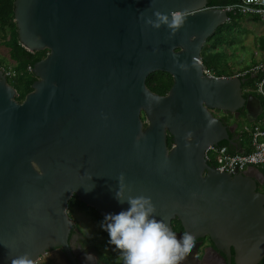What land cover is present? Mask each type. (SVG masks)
<instances>
[{
  "label": "water",
  "instance_id": "water-1",
  "mask_svg": "<svg viewBox=\"0 0 264 264\" xmlns=\"http://www.w3.org/2000/svg\"><path fill=\"white\" fill-rule=\"evenodd\" d=\"M13 13L21 45L48 52L22 101L0 69V264L25 253L34 264L55 246L70 254V198L103 219L118 213L128 207L115 198L121 174L125 197H150L157 218L173 231L179 221L178 236L195 235L188 260L209 249L223 263L258 264L264 174L205 158L222 141L238 146L236 123L212 110L229 118L245 108L248 120L262 110L243 95V77L208 75L201 63L227 11L207 0H14ZM157 13L181 23L155 27ZM156 71L173 78L164 95L146 85Z\"/></svg>",
  "mask_w": 264,
  "mask_h": 264
},
{
  "label": "clouds",
  "instance_id": "clouds-1",
  "mask_svg": "<svg viewBox=\"0 0 264 264\" xmlns=\"http://www.w3.org/2000/svg\"><path fill=\"white\" fill-rule=\"evenodd\" d=\"M157 16L158 21L147 22L155 27L160 26V21L169 22L173 26L181 23L179 13L171 20L167 14L157 13ZM122 180L123 174L118 179L115 198L121 204L126 202L128 207L118 213L106 214L100 223V227L108 233V243L120 250L123 264H182L195 246V235L185 231L178 236L163 219L157 218L150 197H125ZM33 262L34 258L27 253L11 259V264Z\"/></svg>",
  "mask_w": 264,
  "mask_h": 264
},
{
  "label": "trees",
  "instance_id": "trees-1",
  "mask_svg": "<svg viewBox=\"0 0 264 264\" xmlns=\"http://www.w3.org/2000/svg\"><path fill=\"white\" fill-rule=\"evenodd\" d=\"M234 2H236V0H207V5L226 6ZM13 10H14V0H0V43L2 46L6 47V49L8 50L9 59L14 63L13 66H9L5 64L6 67H11L15 71V75L11 78H8V82L16 89L18 93L17 99L19 101H22L24 96L32 90V84L36 80V77L32 73V70H29V67L33 68L34 64L39 60H41L42 58H44L48 51L41 50V51L31 52L21 45L17 34L16 24L14 21ZM228 16H229L228 20L223 25L218 27L214 32V34L211 35L206 40L201 51V63L203 64L204 68L216 73L218 76H222V75L232 76L235 72L231 68L228 69L224 66L226 60H224L223 63L221 64L223 59L220 57V53L218 52V48L220 47L221 43H220V38H218L219 36H216V33L218 31H221L226 26H227L226 28L228 29L229 28L228 24H230V22H232L235 19H240L241 17L244 16L257 20L255 17L251 15L240 14V13L234 14L232 12H229ZM0 63L4 64L5 60L0 58ZM250 67H251L250 64L245 65L241 70L245 71ZM244 79L246 81L244 83L243 88L250 87L251 90L249 92L243 93V95L247 96L248 94H253L258 97L255 91H253L256 77L247 74L244 76ZM172 83H173L172 76L166 72L156 71L150 73L146 78L147 87L151 91L160 95L166 94L170 89ZM167 144L168 147H171L172 145V138L170 135L167 136ZM219 145H225L228 147L230 151H233L226 141L220 142ZM208 163L211 166H214V163L212 161H208ZM262 172L264 174V168H262ZM84 206H86L89 210H91L92 213L100 221L103 220L100 214H98L92 207L82 203L76 195H73L68 203V209L81 208ZM173 223L181 227L178 220L173 221L172 224ZM101 237H106L107 241L109 239L108 233L102 228H101ZM108 245L110 249L109 252L114 256V257H112L111 255L109 257L107 256L108 259L111 261V263L123 264L122 257L120 263L117 260V257L120 256V250L115 248V246L110 243H108ZM111 259L114 261L112 262ZM259 264H264V258L261 260Z\"/></svg>",
  "mask_w": 264,
  "mask_h": 264
},
{
  "label": "built area",
  "instance_id": "built-area-1",
  "mask_svg": "<svg viewBox=\"0 0 264 264\" xmlns=\"http://www.w3.org/2000/svg\"><path fill=\"white\" fill-rule=\"evenodd\" d=\"M218 7L234 14H247L255 17L258 21L264 23V0H236L232 4L226 6H209ZM0 69L3 71L7 78H11L15 75V71L11 67H5L0 65ZM29 70L31 68L29 67ZM205 73L217 77H225L224 75L218 76L216 73L205 69ZM250 74L256 77L254 82V91L261 100L262 108L264 109V58L252 65L245 71L234 74L238 77H244ZM247 92V90H245ZM242 134H246L249 137V144L251 149L249 152H232L225 145L209 146L205 151V158L207 161H212L216 169H223L228 173H236L237 171H243L250 166L264 167V128L256 124H252L251 127L243 126L241 129Z\"/></svg>",
  "mask_w": 264,
  "mask_h": 264
},
{
  "label": "flooded vegetation",
  "instance_id": "flooded-vegetation-1",
  "mask_svg": "<svg viewBox=\"0 0 264 264\" xmlns=\"http://www.w3.org/2000/svg\"><path fill=\"white\" fill-rule=\"evenodd\" d=\"M212 113L215 116L222 118L225 122H228V124L236 123L237 126L235 132L237 133L239 131L238 120L246 116V109L241 108L238 117L231 115L229 118H226L222 111L216 109L212 110ZM261 186L262 184L258 183L257 191L264 193V190L262 189L263 187ZM67 212L69 217L74 222L73 228L71 229L68 238L70 254L68 252H64L63 250L62 252L61 247L59 246L51 247L42 256H40V258L34 264H112L107 257V252L109 251L108 241L106 237H101V221L92 212H90L86 206L77 209H68L67 206ZM81 212L83 213V216L94 223L95 228H97V231H99L98 236H95L96 243L94 239H90L89 237H87L79 228V223H81V221L78 216L74 215L76 213L80 214ZM173 228L174 231H179L182 229L181 227H179V225L174 223ZM200 241H202L204 244L211 245L207 238ZM186 257L182 261V264H229L227 261L225 263L220 262L219 258H216L214 255H212L209 249L207 250L206 259L204 260L190 261ZM261 260L259 261V263L261 262ZM231 264H234V262H231Z\"/></svg>",
  "mask_w": 264,
  "mask_h": 264
},
{
  "label": "rangeland",
  "instance_id": "rangeland-1",
  "mask_svg": "<svg viewBox=\"0 0 264 264\" xmlns=\"http://www.w3.org/2000/svg\"><path fill=\"white\" fill-rule=\"evenodd\" d=\"M227 25V23H226ZM229 28L224 27L221 31L216 33V36L220 38V47L218 48V52L220 53V57L224 60V66L226 68H231L234 72H242L241 70L245 65H251L252 62L256 60H260V50L259 43L260 39L257 36V31H260L263 27V24L255 19L244 16L240 19H235L230 24H228ZM0 58L5 60L3 65L5 64L9 66H13L14 63L9 59L8 50L6 47L2 46L0 43ZM253 64V63H252ZM254 121H250L247 117H242L238 120L239 130L243 128V126L251 127ZM264 190V184L261 186ZM77 209V208H76ZM92 212L91 210H89ZM74 216H78L81 223H79V228L83 231V233L89 237L90 239H94L96 243V237L98 236L97 228H95L94 223L91 222L88 218L83 216L81 212L76 213ZM100 230V229H99ZM96 234V235H95ZM99 247V246H98ZM110 250V249H109ZM114 257L109 251L107 252V256ZM112 260V259H111ZM118 262L121 261V256L117 257ZM114 260H112L113 262ZM113 264V263H112Z\"/></svg>",
  "mask_w": 264,
  "mask_h": 264
},
{
  "label": "crops",
  "instance_id": "crops-1",
  "mask_svg": "<svg viewBox=\"0 0 264 264\" xmlns=\"http://www.w3.org/2000/svg\"><path fill=\"white\" fill-rule=\"evenodd\" d=\"M262 24H263V27L261 28V30L257 31V36L260 39L259 50H260L261 58H260V60H256L255 63L252 62L253 63V64L251 63L252 65L260 62L264 58V23H262ZM252 65H250V66H252ZM239 72H235L234 74L239 73ZM244 90H247V92H249L251 90V88L250 87L244 88ZM250 121H254L253 124L258 125L261 128H264V109L262 108L261 112L257 115L256 119L250 120ZM236 134L238 136V140H236L238 146L236 148L230 146L231 149L233 150L232 152H239L238 150H241L242 152H249L251 149V146L249 144L248 135L242 134L240 130ZM242 152H239V153H242ZM257 168H259L262 171V168H264V167H257Z\"/></svg>",
  "mask_w": 264,
  "mask_h": 264
}]
</instances>
